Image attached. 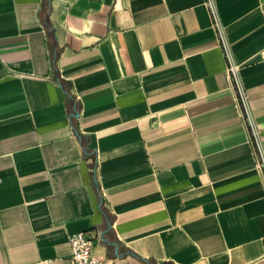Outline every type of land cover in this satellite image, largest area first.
Masks as SVG:
<instances>
[{
	"label": "crops",
	"instance_id": "0c3cea01",
	"mask_svg": "<svg viewBox=\"0 0 264 264\" xmlns=\"http://www.w3.org/2000/svg\"><path fill=\"white\" fill-rule=\"evenodd\" d=\"M212 5L0 0V264H264V0Z\"/></svg>",
	"mask_w": 264,
	"mask_h": 264
},
{
	"label": "built area",
	"instance_id": "2783aa9c",
	"mask_svg": "<svg viewBox=\"0 0 264 264\" xmlns=\"http://www.w3.org/2000/svg\"><path fill=\"white\" fill-rule=\"evenodd\" d=\"M206 5L212 8V0H206ZM216 26L220 27L218 20H216ZM224 56L228 63V73L235 77L237 74V67L232 62L231 54L226 47H224ZM258 132L254 131L253 136L257 137ZM264 167V161L262 162ZM68 245L70 247L71 261L73 264H112V260L105 259L102 257L95 256L91 253L93 240L84 236L83 233H74L68 236Z\"/></svg>",
	"mask_w": 264,
	"mask_h": 264
},
{
	"label": "water",
	"instance_id": "95a60500",
	"mask_svg": "<svg viewBox=\"0 0 264 264\" xmlns=\"http://www.w3.org/2000/svg\"><path fill=\"white\" fill-rule=\"evenodd\" d=\"M100 240H102V239H100Z\"/></svg>",
	"mask_w": 264,
	"mask_h": 264
}]
</instances>
